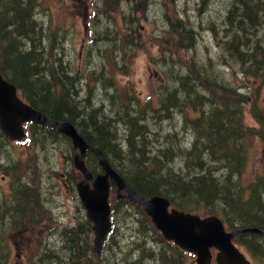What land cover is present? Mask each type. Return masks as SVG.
I'll use <instances>...</instances> for the list:
<instances>
[{"label": "rangeland", "instance_id": "rangeland-1", "mask_svg": "<svg viewBox=\"0 0 264 264\" xmlns=\"http://www.w3.org/2000/svg\"><path fill=\"white\" fill-rule=\"evenodd\" d=\"M117 1L118 8L112 9ZM171 5L174 8L170 12ZM232 5L231 0H39L33 13L42 34L53 38L50 46L55 47L54 54L67 60L69 67L75 70L81 82L79 95L83 99L88 97L90 105H99L104 114H113L116 118L117 139L124 133L123 123L119 120L124 109L136 111L141 117L146 127L143 143L150 152L148 154H156L154 150L167 146L168 134H175L181 145H186L189 140L200 145L203 140L191 132L194 119L206 116L210 103L215 107L225 102L236 120L240 116L241 128H249L250 131L244 135L240 129L235 153L232 148L228 150L231 157L241 153L240 162H230V167L225 170L219 169L223 161L211 167L215 168L216 174L229 173L246 182L255 175L264 176L261 175L264 174V67H261L262 63L242 65L226 51V42L236 32L226 17ZM172 17L184 18L189 23L195 34L192 49L184 42L178 45L167 35ZM251 31L253 33L245 42H253L264 49L260 33ZM42 50L45 53L49 51L46 47ZM262 54L264 56V50ZM47 63L50 65L49 61ZM176 78L181 80V88L185 80L188 93L177 91L179 84L175 85L177 106L169 108L167 115L160 111L163 109L158 104V94L165 106V98L174 87L170 81ZM185 96L187 102L179 100ZM221 120L225 124L219 134L225 135L229 129L235 131L227 120L218 121ZM27 133L25 129V136ZM42 139H35L38 144L22 142L23 138L12 145L0 142V204L11 209H26L20 218L18 215L12 219L8 215L4 218L3 222L8 227L16 229L5 230L6 225L4 228L0 225V241L5 248L4 253L0 251V256L3 255L0 259L4 264H36L40 250L48 251L52 261L49 264H60L61 255L54 251L64 247L60 243L64 236L62 233L65 234L63 229L79 225L78 236L83 218L86 219L74 187L78 174L74 182L67 181L66 173L73 174L69 141L51 136H43ZM181 145L177 144V147L183 148ZM90 147L97 149L100 158L108 164L110 159L113 162L97 146ZM93 154L97 161L98 157ZM167 162L170 168L179 166L177 158ZM123 167L130 172V166L124 163ZM143 170L153 172L154 168L145 166ZM146 179L150 181L148 177ZM159 185L164 187L161 182ZM216 193L221 191L216 188ZM16 195L17 201H14ZM115 197L112 188L109 192L111 209ZM235 197L231 196L234 202ZM121 199L126 200L124 197ZM235 206L236 212H254L250 208ZM140 210V206L131 201L122 204L120 209H112V237L102 244L98 255L93 252L94 258L89 255L94 262L92 264H195L194 256L167 243L149 218L148 223H143ZM258 216L264 218L262 213ZM240 227L259 230L241 233L264 237V230L256 225ZM92 236L90 232V241ZM256 243L264 250L261 242ZM238 247L251 264H264V253L258 257L244 246ZM210 264L214 262L211 260Z\"/></svg>", "mask_w": 264, "mask_h": 264}, {"label": "trees", "instance_id": "trees-1", "mask_svg": "<svg viewBox=\"0 0 264 264\" xmlns=\"http://www.w3.org/2000/svg\"><path fill=\"white\" fill-rule=\"evenodd\" d=\"M231 1L233 5L228 9L226 17L228 24L234 26L236 32H233L226 42V51L232 53V57L242 65L244 63H262L261 67H264V56H262L264 49L253 42L249 44L245 42L249 37L248 35L253 33L251 30L260 33L259 36L264 42V0ZM38 2L39 0H0V74L15 86L19 97L50 119L70 122L87 144L97 146L105 155L107 154L106 156L113 159V162L111 159L109 161L110 166L138 193L146 197L151 195L166 197L170 205L179 210L198 215H215L227 229L256 225L264 230V218L258 216V213L264 214V176L255 175L252 179L241 182L240 179L229 175V173L222 175L217 173L219 174L217 175L214 171L215 168L211 167V165L223 161L224 164H220L219 169L223 168L225 170L230 167L228 165L230 162L235 163L238 160L240 162L241 153L237 157L235 155L231 157L228 153L231 148L234 149L233 152L235 153L238 145L237 140L240 136L239 130L241 129L244 135L249 130V128H241L240 116L236 120L230 112L231 110L226 108L225 102H220L215 107L210 103L208 105L209 113L203 117L196 116L193 122L194 128L191 132L193 136L203 140L200 145L190 140L186 145H181L175 134H168L167 146L158 151L154 150L156 154H148L149 150L145 149L143 143L146 127L142 124L141 117L137 116L136 111L124 109L123 117L119 119L123 123L124 129L122 132L124 131V133L119 137L121 139L119 141L117 139L118 131L114 125L116 118H113V114H104L101 111V106L93 107L90 105L88 97L83 99V96L79 95L81 82L77 79L75 70L69 67L67 60H63L54 54L55 47L50 46L53 38H50L47 34H42L41 26L38 20H35L33 13ZM141 2L138 4H141ZM170 4L172 3L170 2ZM145 5L146 3L144 7ZM117 8L118 1L112 9ZM173 8L174 6L171 5L170 12L173 11ZM166 33L178 45H180V42H184L192 49L195 34L184 18L172 17V21L169 22V32ZM43 47L48 48L49 51L47 53L43 52ZM256 57L259 59L257 60ZM47 61L50 62V65ZM243 72L246 73L245 69ZM170 82L174 87H171V91L165 98V106L161 103L164 100H160L161 95L158 94V104L163 109L160 111L167 113V115L169 108L177 106L178 99H175V85L179 84L177 91L180 90L182 94L188 93L185 80L182 88L180 87V79L176 78ZM179 100L187 102V97L185 96ZM197 109H200V107ZM220 119L227 120V123L233 125L235 131L229 129L224 132L225 135L219 134L225 124L222 120L218 121ZM25 128L28 133L22 142L34 141L38 144L39 142L35 139L41 141L43 136H51L54 139L59 137L67 139L55 129L34 122L26 123ZM0 142L9 143L10 145L15 143L10 142L1 131ZM183 143L185 144V142ZM177 144L183 148L177 147ZM184 148L187 150L185 151ZM68 158L70 159V155ZM176 158L179 166L170 168V163L167 160ZM84 163L93 175L101 171L94 154L89 150L85 151ZM124 163L130 166V172L129 169L126 170L123 167ZM145 166L153 167V172L144 171ZM212 168L213 170H211ZM71 170L73 174L66 173V176H68L67 181L74 182L77 174L79 177V173L72 168ZM160 172H162V175H160ZM214 175H217V178ZM140 176L143 177L140 178ZM215 179H219V181ZM158 182H161L164 187H160ZM219 183L221 185H218ZM112 188L114 186L111 184L110 190ZM216 188L221 193L217 194ZM231 196H236L235 202ZM15 198L17 199V195L13 198L14 201H17ZM124 203H128V200L123 201V199L115 197L111 207L115 211V208L120 209V206ZM235 205L250 208L254 212L246 210L236 212ZM1 212L4 213L3 216ZM25 212L26 209L22 207L11 209L10 206L6 207L0 204V225L4 228L3 226L6 224L3 221L4 218H7V215L10 216V219L15 215L20 218V216H24ZM140 213L143 216V223H148V218L142 209ZM12 225H15V223ZM12 229L16 228L5 226V230ZM79 229V225L63 229L65 234L62 233L64 236L60 243L64 244V247H59L54 251L61 255L60 264L94 263L89 259V255L94 258L90 243L89 222L83 218V227L81 233L77 236ZM151 230L153 231V229ZM61 235L59 238H61ZM109 236H107V239L112 237ZM235 242L244 246L254 256L261 257L260 254L264 253L263 248L256 245V242H261L264 245V237L257 234L240 233L235 237ZM0 244H2L1 241ZM0 249L3 253L5 252L3 244ZM40 252L36 257V264H49L52 262L49 260L48 251L40 250ZM2 257L3 255L0 256V258ZM0 264H4L1 259Z\"/></svg>", "mask_w": 264, "mask_h": 264}, {"label": "water", "instance_id": "water-1", "mask_svg": "<svg viewBox=\"0 0 264 264\" xmlns=\"http://www.w3.org/2000/svg\"><path fill=\"white\" fill-rule=\"evenodd\" d=\"M34 122L55 129L70 143L72 167L80 174L75 183L77 197L90 222L92 249L99 252L101 243L109 230V205L107 202L109 180L116 191H122L131 202L139 205L161 236L182 250L194 254L196 264H208L210 248L216 250V264H249L244 254L231 239L241 232H259L253 227H237L225 230L220 220L214 216L199 217L196 214L169 208L168 200L160 195L144 197L135 192L121 179L119 174L100 158L97 149L91 148L68 121L50 119L44 113L22 101L16 94L13 84L0 74V131L10 140H19L23 134L22 124ZM89 150L98 157L101 172L92 175L84 164L85 151ZM264 234V232L262 233Z\"/></svg>", "mask_w": 264, "mask_h": 264}, {"label": "bare ground", "instance_id": "bare-ground-1", "mask_svg": "<svg viewBox=\"0 0 264 264\" xmlns=\"http://www.w3.org/2000/svg\"><path fill=\"white\" fill-rule=\"evenodd\" d=\"M214 39V38H213ZM7 159V158H6ZM2 170V169H1Z\"/></svg>", "mask_w": 264, "mask_h": 264}]
</instances>
